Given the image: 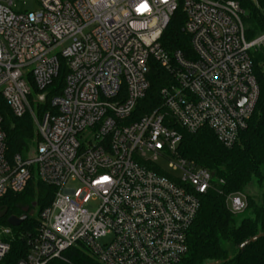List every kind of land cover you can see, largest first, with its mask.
<instances>
[{
    "label": "built area",
    "instance_id": "obj_1",
    "mask_svg": "<svg viewBox=\"0 0 264 264\" xmlns=\"http://www.w3.org/2000/svg\"><path fill=\"white\" fill-rule=\"evenodd\" d=\"M15 1L0 0V96L14 116L31 115L39 140L33 152L8 159L0 114V199L34 177L55 188L17 264L64 259L75 246L101 264H180L200 197L217 180L177 156L179 128H209L225 147L236 144L259 99L253 52L264 50V31L247 38L236 0H36L31 11H16ZM180 5L190 56L160 43ZM151 59L174 82L159 108L135 118ZM62 60L65 84L46 108ZM227 206L238 215L247 201L233 194ZM10 232L0 230V260Z\"/></svg>",
    "mask_w": 264,
    "mask_h": 264
},
{
    "label": "trees",
    "instance_id": "obj_2",
    "mask_svg": "<svg viewBox=\"0 0 264 264\" xmlns=\"http://www.w3.org/2000/svg\"><path fill=\"white\" fill-rule=\"evenodd\" d=\"M236 1L246 10V36L252 39L257 33L264 31V13L261 11L264 0H258V5L250 0ZM185 21L186 15L180 5L160 38L162 48L170 55L176 51H181L186 56L192 54L190 37L183 30ZM253 61L260 88L259 99L248 127L240 133L234 146L228 148L222 145L209 128L194 134L179 128L182 140L177 149V156L211 170L217 178L213 187L200 197V209L188 233L189 251L180 264H264V189L258 203L247 196L248 209H252V214L240 222L237 215L227 206L228 197L243 193L254 178L260 186L264 184V50L254 51ZM66 74L67 67L62 60L58 76L47 88L46 108L51 97L62 93ZM148 78L150 88L146 96L139 101L135 118L159 108L163 102L162 89L174 82L171 72L155 59L149 61ZM33 89L35 93L36 88ZM45 107H39L37 112L40 113ZM0 114L7 137L8 159L15 155L26 156L32 144L39 140L31 115L14 116L1 96ZM54 191V187L34 177L22 193H10L0 199V206L8 208L6 216L0 219V230H11L4 238L10 244V251L0 260V264H17L27 256L28 239L38 231L39 212L51 204ZM33 204H36L33 216H28L16 227L8 224L9 216H21L25 208L33 209ZM259 234L262 236L255 242L240 249L245 241ZM47 264L101 263L85 248L75 246L64 252V259H54Z\"/></svg>",
    "mask_w": 264,
    "mask_h": 264
},
{
    "label": "rangeland",
    "instance_id": "obj_3",
    "mask_svg": "<svg viewBox=\"0 0 264 264\" xmlns=\"http://www.w3.org/2000/svg\"><path fill=\"white\" fill-rule=\"evenodd\" d=\"M251 2H253L255 5H258V0H250ZM37 8V3L36 0H16L15 1V7L14 9L16 11H31V10H35ZM264 10L261 8V11ZM35 146V143L32 144V147ZM33 148H31L27 154H29L30 152H33ZM157 163L167 172H170L171 174L175 175V176H182V172L179 169H174L172 165V161L167 160V159H163V158H159L157 160ZM262 172H263V176H264V167L262 168ZM216 178V176H215ZM217 180V178H216ZM263 183H264V179H263ZM264 189V184H262L261 186L257 183V180L254 178L252 180V182L250 184H248V186L245 187L243 193H240V195H242L244 198H246L247 201V208L246 210L237 215L238 221L240 222L244 217H248L252 214V209H248V198L247 196H249L251 199H254L255 202H259L260 198H261V194L263 192Z\"/></svg>",
    "mask_w": 264,
    "mask_h": 264
},
{
    "label": "water",
    "instance_id": "obj_4",
    "mask_svg": "<svg viewBox=\"0 0 264 264\" xmlns=\"http://www.w3.org/2000/svg\"><path fill=\"white\" fill-rule=\"evenodd\" d=\"M36 206V204H33V209L29 210V208H25L24 209V214L21 216H16V215H11L8 217L7 222L9 225L11 226H19L28 216H33L35 213L34 207ZM8 212V208L7 207H3L0 206V219L5 217L6 214ZM260 236H262V234H259L257 236H254L250 239H248L247 241H245L240 249H244L247 245L251 244L252 242H255ZM210 264H219V262H215V263H210Z\"/></svg>",
    "mask_w": 264,
    "mask_h": 264
}]
</instances>
